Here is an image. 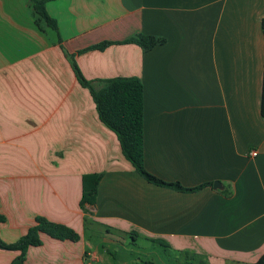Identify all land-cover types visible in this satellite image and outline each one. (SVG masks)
Returning a JSON list of instances; mask_svg holds the SVG:
<instances>
[{
	"label": "crops",
	"instance_id": "0c3cea01",
	"mask_svg": "<svg viewBox=\"0 0 264 264\" xmlns=\"http://www.w3.org/2000/svg\"><path fill=\"white\" fill-rule=\"evenodd\" d=\"M44 6L56 30L36 21L28 0H0V239L17 241L42 217L78 238L41 232L24 264H99L98 241L127 237L186 253V264H253L264 251V0ZM140 34L164 41L146 51L125 42ZM73 65L95 88L139 78L145 169L184 187L208 184L182 191L139 174ZM91 173L96 196L82 208L81 177ZM18 255L0 249V264Z\"/></svg>",
	"mask_w": 264,
	"mask_h": 264
},
{
	"label": "trees",
	"instance_id": "16d2710c",
	"mask_svg": "<svg viewBox=\"0 0 264 264\" xmlns=\"http://www.w3.org/2000/svg\"><path fill=\"white\" fill-rule=\"evenodd\" d=\"M36 21H42L48 27L56 30L55 21L45 10V0H28ZM263 35V67L260 110L264 115V18L260 20ZM164 39L153 35H137L125 42H133L144 51L163 43ZM110 42L104 41L89 49H103ZM79 82L90 91L95 110L100 121L111 129L117 136L123 156L131 163L133 168L147 181L156 185L167 186L182 191H194L208 183L193 187H184L178 181H165L148 172L143 164V87L137 77H115L102 81L99 88L93 87L90 81L85 80L73 65ZM100 175L97 173L84 174L81 177L80 206L93 204L97 192ZM4 216L0 212V224ZM45 233L57 239L76 240L78 235L69 227L50 222L42 217H37L35 224L28 228L25 234L13 243H5L0 239V249L18 250L19 255L12 264H24V253L28 246L39 245L40 233ZM253 264H264V251Z\"/></svg>",
	"mask_w": 264,
	"mask_h": 264
},
{
	"label": "rangeland",
	"instance_id": "374dc122",
	"mask_svg": "<svg viewBox=\"0 0 264 264\" xmlns=\"http://www.w3.org/2000/svg\"><path fill=\"white\" fill-rule=\"evenodd\" d=\"M98 242L101 249L99 264H122L123 259H126V264H146V260L154 264H186V260H191L186 253H177L160 246L155 249L142 239L131 242L130 237H127L117 245ZM102 245L108 246L110 253L104 252Z\"/></svg>",
	"mask_w": 264,
	"mask_h": 264
},
{
	"label": "water",
	"instance_id": "95a60500",
	"mask_svg": "<svg viewBox=\"0 0 264 264\" xmlns=\"http://www.w3.org/2000/svg\"><path fill=\"white\" fill-rule=\"evenodd\" d=\"M213 187L214 188H220L221 187V185L219 184V182H213Z\"/></svg>",
	"mask_w": 264,
	"mask_h": 264
},
{
	"label": "built area",
	"instance_id": "2783aa9c",
	"mask_svg": "<svg viewBox=\"0 0 264 264\" xmlns=\"http://www.w3.org/2000/svg\"><path fill=\"white\" fill-rule=\"evenodd\" d=\"M252 156H254L256 154V151H251L250 153Z\"/></svg>",
	"mask_w": 264,
	"mask_h": 264
}]
</instances>
